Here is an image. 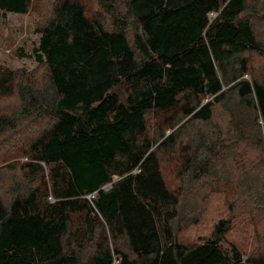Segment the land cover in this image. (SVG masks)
Wrapping results in <instances>:
<instances>
[{"label": "trees", "instance_id": "obj_1", "mask_svg": "<svg viewBox=\"0 0 264 264\" xmlns=\"http://www.w3.org/2000/svg\"><path fill=\"white\" fill-rule=\"evenodd\" d=\"M46 1L43 74L0 66V145L41 124L22 175L0 167V264H264V0ZM215 190L257 222L247 259L221 244L233 216L178 239Z\"/></svg>", "mask_w": 264, "mask_h": 264}, {"label": "rangeland", "instance_id": "obj_2", "mask_svg": "<svg viewBox=\"0 0 264 264\" xmlns=\"http://www.w3.org/2000/svg\"><path fill=\"white\" fill-rule=\"evenodd\" d=\"M40 2L34 0V3H32L27 13L10 12L0 20V66H6L13 70L27 69L29 71H36L37 69L38 72H40V76L43 74V69L40 70L38 67L33 52L34 48L38 47L40 42L41 34L38 32V28L43 24V21L49 14V2L46 0ZM89 4L91 5L92 12H95L98 7L96 0H92ZM257 30L260 34H263L264 25L260 24L257 26ZM22 52H24V54H30V56H23ZM255 61L256 64L261 62L256 59ZM244 78H250V75L245 74ZM5 102L9 104V101L0 100V107L4 106ZM218 113H220V118L224 117L222 109L218 110ZM155 124L156 118L153 117L151 126L154 127ZM40 126L41 124L34 125L33 123L27 130H23L20 134L13 135V133H10L8 137L1 140V145L2 142H5L2 148L4 150L10 146L19 148L17 149L19 155L12 156V158L5 159L3 163H0L3 164L0 165V167L4 169V172L10 173V171H13V173L17 172V175H22L24 164L32 162V157L27 153L25 148L21 149V147H27V145H29L32 134L37 132ZM173 130V128H169L166 133L170 134ZM178 164L179 163L176 161L173 166L171 164L166 165V178L171 181V184L173 183L174 186L180 183V181L175 179L178 170L174 172ZM8 166L11 168H8ZM45 171L48 174L47 167ZM20 178L22 179V176H20ZM5 181L7 187H9L13 179H8L6 176ZM108 188L109 185L105 186V189ZM1 193H4V190H1ZM49 200L55 201V198L50 196ZM190 214L192 215V213ZM231 216H233L232 227L222 237L221 244L224 249L230 252H232V247L236 246L242 253L244 259H247L260 244L257 237V222L252 219L249 214L232 215L230 204L226 199V193L221 190L212 192L208 199L206 209L197 218V221L193 222L192 220L189 221L188 224L181 221L178 239L184 243H201L206 241L213 235L216 224L222 219Z\"/></svg>", "mask_w": 264, "mask_h": 264}, {"label": "built area", "instance_id": "obj_3", "mask_svg": "<svg viewBox=\"0 0 264 264\" xmlns=\"http://www.w3.org/2000/svg\"><path fill=\"white\" fill-rule=\"evenodd\" d=\"M134 172H139V169H136Z\"/></svg>", "mask_w": 264, "mask_h": 264}]
</instances>
